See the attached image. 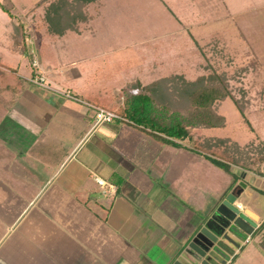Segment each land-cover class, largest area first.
<instances>
[{"label":"crops","instance_id":"1","mask_svg":"<svg viewBox=\"0 0 264 264\" xmlns=\"http://www.w3.org/2000/svg\"><path fill=\"white\" fill-rule=\"evenodd\" d=\"M32 7L0 16V264H187L189 243L241 177L230 190L233 178L203 157L126 123L97 125L93 109L58 92L118 95L116 83L70 74L71 52L50 50L61 38L32 48L21 14ZM34 59L50 89L29 82ZM250 174L245 182L255 176L261 184L249 185L237 204L255 233L264 222L254 205L264 177ZM259 235L227 234L231 259L212 255L237 264L238 243L247 240L264 255Z\"/></svg>","mask_w":264,"mask_h":264},{"label":"rangeland","instance_id":"2","mask_svg":"<svg viewBox=\"0 0 264 264\" xmlns=\"http://www.w3.org/2000/svg\"><path fill=\"white\" fill-rule=\"evenodd\" d=\"M39 1L2 0L5 6H0V16H9L3 7L18 13ZM47 6L21 12L28 17L24 25L31 31L29 42L36 50L56 40L47 39L43 32L34 33ZM67 6L65 11H76L75 4ZM87 12L92 20L81 26L80 33H68L50 44V50L63 51L65 58L71 52L72 62H64L70 74H82L81 80L89 82L97 77L101 84L114 81L120 102L125 94H135L138 85L152 84L157 106L168 114L184 116L190 114L189 99L183 93L188 83L202 76H221L233 97L213 106L223 118L221 127L193 128V132L198 130L195 135L202 153L185 143L187 149L182 150L207 160L209 150L219 151L216 157L225 154L232 162L231 173L208 161L231 178L237 173L241 177L242 172L264 177V0H102ZM258 194L254 205L264 217V184ZM230 243L227 235L215 242L221 252L215 255L231 259ZM238 244L242 253L237 264H259L255 258H264L255 253L258 247L253 241Z\"/></svg>","mask_w":264,"mask_h":264},{"label":"trees","instance_id":"3","mask_svg":"<svg viewBox=\"0 0 264 264\" xmlns=\"http://www.w3.org/2000/svg\"><path fill=\"white\" fill-rule=\"evenodd\" d=\"M101 2L102 0H40L29 10V12H32L48 4L45 14L39 23L36 24L34 32L36 34L43 32L48 39H60L68 32L80 33L81 26H86L92 20V17L87 12L88 7L92 4L100 5ZM70 3L76 5L75 12L65 11ZM3 9L11 15L7 8L3 7ZM63 11L65 12L63 13ZM65 15L69 16L68 21L64 20ZM39 47V50H46L44 44H40ZM204 77H200L198 82L188 83L190 86L183 92L189 99L190 114L188 116L168 114L165 108L161 109L158 107L154 85L152 84L147 86L138 85V91L132 95L125 94L122 102L113 93V88H103L90 94L91 97H81V100L117 112L121 116V120H117V122L126 123L146 131L161 144L187 149L182 144L185 143L193 147L197 153H202L199 148V139L196 137L198 130L193 132L192 129H198V126L207 128L221 127L223 118L214 112L213 106L216 102L223 101L226 98L233 99L225 80L221 76L213 74L207 78ZM235 104L237 105L236 101ZM239 110L243 113L240 107ZM250 131H253L251 127ZM214 151L216 150H209L207 152L209 155L206 158L215 166L231 173L232 162L222 152H220L222 153L221 157H216L219 151ZM243 169L246 168L243 167ZM239 180L240 173L234 174L230 190L234 188ZM263 231L264 222L253 236L256 237ZM261 248L264 250V235Z\"/></svg>","mask_w":264,"mask_h":264},{"label":"water","instance_id":"4","mask_svg":"<svg viewBox=\"0 0 264 264\" xmlns=\"http://www.w3.org/2000/svg\"><path fill=\"white\" fill-rule=\"evenodd\" d=\"M247 173L242 172V181L227 195L225 200L219 204L216 208L211 219L207 222L206 226L200 230L194 241L189 243L187 249L193 251L190 254V259L187 264H213V255H219L221 252L215 248V242L224 235H238L244 234L252 236L257 224L254 223L249 217H247L241 207L237 204V200L248 188L249 185L259 187L261 179L252 176L248 183L245 182ZM213 226L216 227L213 230ZM189 253V252H188ZM174 264H184L180 261L174 262Z\"/></svg>","mask_w":264,"mask_h":264},{"label":"built area","instance_id":"5","mask_svg":"<svg viewBox=\"0 0 264 264\" xmlns=\"http://www.w3.org/2000/svg\"><path fill=\"white\" fill-rule=\"evenodd\" d=\"M2 0H0V3ZM31 67L35 71V75L31 76L29 78V82L33 85H37L39 87H43L46 89H50V86L46 83V79L44 78L43 74L40 72V63L38 59H34L31 62ZM59 94L63 95L64 97L68 99H72L78 102H81L88 106L89 108L93 109L95 112V121L97 125H105V124H110L113 123L117 120H121V116L117 114V112L113 110H109L106 108L98 107L86 102H83L79 98H77L71 91H59ZM96 182L101 188V190L105 191L108 194L114 195L117 191V188L113 184H109L105 182L104 180L100 178H96ZM248 242V240H247Z\"/></svg>","mask_w":264,"mask_h":264},{"label":"flooded vegetation","instance_id":"6","mask_svg":"<svg viewBox=\"0 0 264 264\" xmlns=\"http://www.w3.org/2000/svg\"><path fill=\"white\" fill-rule=\"evenodd\" d=\"M213 264H221L222 262H216L215 258L213 259ZM223 264V263H222Z\"/></svg>","mask_w":264,"mask_h":264}]
</instances>
